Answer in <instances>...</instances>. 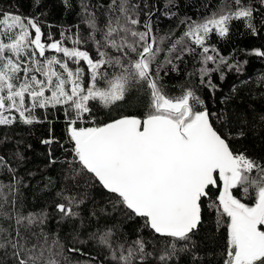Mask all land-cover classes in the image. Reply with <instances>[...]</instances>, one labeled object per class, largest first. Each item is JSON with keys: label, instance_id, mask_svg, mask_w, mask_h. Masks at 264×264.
I'll return each mask as SVG.
<instances>
[{"label": "snow or ice", "instance_id": "6c2138e0", "mask_svg": "<svg viewBox=\"0 0 264 264\" xmlns=\"http://www.w3.org/2000/svg\"><path fill=\"white\" fill-rule=\"evenodd\" d=\"M62 3L74 6L73 0ZM77 5L80 23L60 30L58 38L42 19L45 12L24 16L0 8V129L42 123L50 110L62 112L71 145L64 179L98 183L109 194L112 210L142 221L138 233L147 229L151 239L138 234L131 241H117L113 227L81 239L75 222L84 226L86 192L59 194L66 202L55 206L58 226L72 222L70 242L94 241L107 250L109 264H175L181 253L189 252L195 264L201 257L192 251L193 237L207 211L216 216L217 229L225 230L217 264H264V158L233 147L232 141L245 131L233 135L231 121L210 111L196 87L182 86L179 95H172L163 82L169 71H179L186 56L200 64L188 75H198L199 85L212 93L218 90L214 73L221 82L225 69L241 73L248 61L222 55L209 41L213 34L227 37L234 21H242L252 35L264 31V0H220L198 19L180 17L179 36L174 29L160 34L154 20L160 10L147 0H77ZM33 7H41L40 0H33ZM176 7L177 0H165L161 15L178 17L172 10ZM241 51L264 58L261 48ZM256 83L264 97V75ZM134 91L147 98L143 112L98 119L100 109L110 114L120 104L131 105ZM259 121L264 124V114ZM10 139L0 132V148ZM14 156L23 159L19 151ZM5 167L14 172L0 155V168ZM6 187L12 191L15 185L0 184V217L14 220L16 227H0V264H71L66 252L89 256L46 230L47 212L25 215L15 211V200V215L6 211ZM90 215L98 214L93 210Z\"/></svg>", "mask_w": 264, "mask_h": 264}, {"label": "trees", "instance_id": "16d2710c", "mask_svg": "<svg viewBox=\"0 0 264 264\" xmlns=\"http://www.w3.org/2000/svg\"><path fill=\"white\" fill-rule=\"evenodd\" d=\"M40 2L41 7L36 8L33 7V0H0V8L6 11H18L24 16L45 12L46 15L42 19L47 25H52L51 31L57 38L59 31L63 28L80 23L77 0H73L74 6L71 9L66 8L62 0H40ZM147 2L150 5L155 3L156 8L160 10L154 17L161 29L160 34L174 29L176 35L179 36L183 30V26L177 28L180 17L191 16L193 19H198L209 14L220 0H177L178 7L172 10L178 13V17L172 19L161 15L165 0H147ZM259 19L260 17H257V20ZM257 27L260 28L261 25L257 24ZM81 29L87 35V30L83 25H81ZM73 31H75L74 28ZM209 43L215 45L224 56L234 54L237 60H247L248 63L243 66V71L236 73L225 69L226 77L223 82L220 81L219 74L214 73L213 82L218 85V90L212 93L199 85L198 75L191 77L188 75L198 69L200 64L192 57L186 56L183 63H178L179 71H169V74L164 76L163 82L172 95H179L182 86L196 87L198 94L210 111L218 114L224 113L231 121L229 130L233 135L241 129L245 131L246 135L243 138L232 141L233 147L246 151L253 158H264V124L259 121V115L264 114V97L256 83L258 78L264 75V58L244 55L241 51H251L254 48L264 49V31L258 35H252L250 30L244 27L242 21H234L227 37L222 39L213 34ZM161 74L163 75V72ZM244 81L247 83H243ZM233 86H236V92L232 91ZM146 99V96L134 91L129 97V100L132 101L131 105L127 102L120 104L114 107L110 114L100 109L97 113L98 119L106 121L121 113L143 112ZM237 114H242L241 118L238 119ZM41 119H44L43 115ZM242 119H246L247 123H242ZM0 132L11 136L7 147L0 148V155H3L8 166L14 169V172H10L7 167L0 168V184L15 185L12 191L7 187L3 189L8 199V203L4 205L5 210L14 216L15 212L11 202L15 200V211L25 215L47 212L49 220L45 226L46 230L50 233H59L62 242L67 247H78L89 254V256H81L79 253L66 252L71 264H76V261H84L89 257H95L93 264H101V262L109 264V261L105 259L108 252L94 241H89L86 245L79 243L73 245L70 242L73 235L72 222H65L59 226L57 224L60 213L55 206L58 203L66 202L59 195L62 192L65 196L87 193L88 198L81 206L84 226L80 227L79 221L75 222L76 231L80 233L81 239H87L88 233L105 227H113V231L116 233L114 239L117 241L125 239L131 241L138 234L143 235L145 239H151L147 229L138 233L142 221L139 219L127 220L119 211L112 210L109 194L98 183L89 181L86 186L84 178L77 182L64 179L67 168L64 161L66 158H71L66 149H69L71 145L67 143L66 124L62 112L50 110L47 119H44L42 123L31 126L17 125L12 129H0ZM47 139H52L54 142L52 144L42 143ZM18 141L19 143H17ZM16 151L20 152L23 159L14 156ZM52 159H55L57 163L52 164ZM76 183H79L80 186L75 187ZM213 192L215 194V190ZM236 194L239 195L238 192ZM102 209L105 211L101 212ZM93 210L98 214L96 217L90 215ZM215 221L216 216L206 211L204 223L193 237L196 241V248L192 251L201 257L195 264H206V261L209 260L211 264H217L219 260V253L224 245L225 230L217 229ZM0 227L11 230L16 227L15 221L0 217ZM158 253L159 248H157ZM213 254H216L215 259L212 258ZM175 264H194L192 252L181 253Z\"/></svg>", "mask_w": 264, "mask_h": 264}]
</instances>
